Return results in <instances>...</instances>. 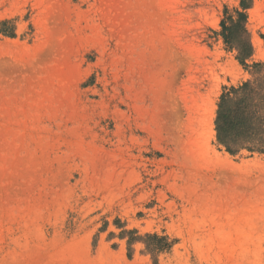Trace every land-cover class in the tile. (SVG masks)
Returning <instances> with one entry per match:
<instances>
[{
    "label": "rangeland",
    "instance_id": "1",
    "mask_svg": "<svg viewBox=\"0 0 264 264\" xmlns=\"http://www.w3.org/2000/svg\"><path fill=\"white\" fill-rule=\"evenodd\" d=\"M246 40L264 0H0V264H264V155L214 128Z\"/></svg>",
    "mask_w": 264,
    "mask_h": 264
},
{
    "label": "trees",
    "instance_id": "2",
    "mask_svg": "<svg viewBox=\"0 0 264 264\" xmlns=\"http://www.w3.org/2000/svg\"><path fill=\"white\" fill-rule=\"evenodd\" d=\"M238 18L243 28L245 13H238ZM238 48V60L244 64L252 48L247 40ZM246 67L250 79L220 97L214 119L216 143L231 156L243 151L264 155V63Z\"/></svg>",
    "mask_w": 264,
    "mask_h": 264
},
{
    "label": "bare ground",
    "instance_id": "3",
    "mask_svg": "<svg viewBox=\"0 0 264 264\" xmlns=\"http://www.w3.org/2000/svg\"><path fill=\"white\" fill-rule=\"evenodd\" d=\"M210 131H211V129H210ZM212 134V133H211ZM228 168H229V166H228ZM102 254H105V249L103 248V247H101L100 249H99V252H98V257H100V256H102Z\"/></svg>",
    "mask_w": 264,
    "mask_h": 264
}]
</instances>
